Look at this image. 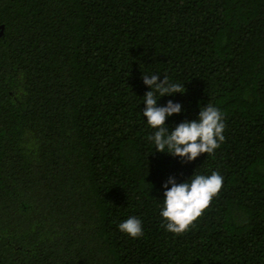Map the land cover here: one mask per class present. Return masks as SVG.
Here are the masks:
<instances>
[{"label": "trees", "instance_id": "obj_1", "mask_svg": "<svg viewBox=\"0 0 264 264\" xmlns=\"http://www.w3.org/2000/svg\"><path fill=\"white\" fill-rule=\"evenodd\" d=\"M143 74L185 85L169 133L220 110L212 155L155 151ZM213 172L167 231L164 184ZM0 264H264V0H0Z\"/></svg>", "mask_w": 264, "mask_h": 264}, {"label": "clouds", "instance_id": "obj_2", "mask_svg": "<svg viewBox=\"0 0 264 264\" xmlns=\"http://www.w3.org/2000/svg\"><path fill=\"white\" fill-rule=\"evenodd\" d=\"M142 80L151 89L143 97L146 104L143 115L147 118L148 126L154 130L146 139L154 142L155 151L180 157L184 163L195 161L202 154L212 155L225 139V125L220 110L208 104L202 107L197 120L181 122L169 133L165 127L166 121L174 114H180L182 105L169 100L166 106H158L156 93H159L160 98L184 93L185 85L182 87L170 82L166 74L162 82L157 74H143ZM222 186L223 177L216 172L210 176L193 175L190 182L183 183H177L175 178L170 177L163 186L164 204L160 213L164 219L162 226L174 234H184L210 206ZM118 228L132 238L143 235L142 222L136 217L128 218Z\"/></svg>", "mask_w": 264, "mask_h": 264}]
</instances>
